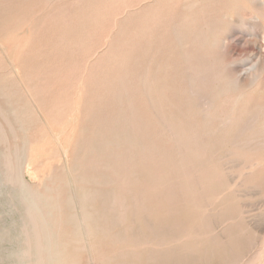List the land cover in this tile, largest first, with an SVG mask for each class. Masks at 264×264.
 Masks as SVG:
<instances>
[{"label": "rangeland", "instance_id": "374dc122", "mask_svg": "<svg viewBox=\"0 0 264 264\" xmlns=\"http://www.w3.org/2000/svg\"><path fill=\"white\" fill-rule=\"evenodd\" d=\"M262 13L254 0H0L2 264L26 219L7 153L64 264H264V61L233 81L254 37L264 52Z\"/></svg>", "mask_w": 264, "mask_h": 264}, {"label": "bare ground", "instance_id": "6f19581e", "mask_svg": "<svg viewBox=\"0 0 264 264\" xmlns=\"http://www.w3.org/2000/svg\"><path fill=\"white\" fill-rule=\"evenodd\" d=\"M254 3L256 5V7H258L261 10H263V13L259 17V19L262 22H264V1L263 0H254ZM259 19H257V20H259ZM218 27L221 30L220 26H218ZM211 29H209V30H211ZM211 31H215V29L211 30ZM223 31H225V30H223ZM252 31H254V30H252ZM252 37H254V36L252 35ZM251 43H252V47H253L252 51H254L255 61L252 64H250L248 67H244L243 69L238 71L237 72L238 74H236V77L233 80L234 82H235V80H239L242 77H248V78H250V80H254V79L257 78L258 72L260 71L261 64L264 61V52L262 51V49H263L262 42L261 43L258 42L257 41V37H254L253 40L251 41ZM193 80H194V78H193ZM186 84H187V82H186ZM172 86L174 87V85H172ZM236 91H237V89H236ZM183 94H186V93H183ZM168 99L170 100V98H168ZM168 99H167V101H168ZM180 101L182 102V100H180ZM210 102H212V101H210ZM170 105H173V104H170ZM168 107H169V105H168ZM213 107H215V106H213ZM249 116L251 118H253L251 116V114ZM193 120H195V119H193ZM0 137H3L1 131H0ZM149 148H150V146H149ZM134 152H135V150H134ZM134 152H131V153H134ZM1 158H2V161H1L2 164L1 165H2V168L4 170L6 180L9 181V182L16 181L18 183V189H17L16 193H14V195L12 197L16 198L18 203L22 205V207L24 209L25 216H26V219L24 220V222H22V229H21V231H19L20 235L17 236L16 240H15L18 243H20L19 248H17L16 250H13L11 252H8L4 256V259L5 260L9 259V260H12V262H14V263H10V264H64L65 263L64 259H61V254H59L57 252V249H56L58 244L56 245V243H54L53 240H52V236H51V232L52 231L50 229L49 222L47 221V219L44 218V214H43V210H42V207L44 205H42V199L40 198V195L38 194L37 191H35V190L29 188L27 185H25V183L21 180V177H20L21 172L20 171H19L20 173L18 172V168H19L18 167V162L15 165V163L11 161L9 153L5 154L4 157H1ZM138 159H137V161H138ZM140 163L138 162V164H140ZM97 167H99V166L97 165ZM112 168H113V166H112ZM2 263H3V257L2 258L0 257V264H2Z\"/></svg>", "mask_w": 264, "mask_h": 264}]
</instances>
